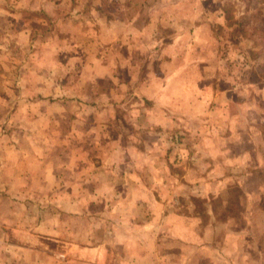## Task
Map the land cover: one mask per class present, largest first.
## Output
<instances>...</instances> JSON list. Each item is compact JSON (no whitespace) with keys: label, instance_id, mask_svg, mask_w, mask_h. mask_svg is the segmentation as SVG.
<instances>
[{"label":"rangeland","instance_id":"374dc122","mask_svg":"<svg viewBox=\"0 0 264 264\" xmlns=\"http://www.w3.org/2000/svg\"><path fill=\"white\" fill-rule=\"evenodd\" d=\"M0 11L31 28L18 62L0 59V264H264V0H0ZM119 20L141 35L129 43L127 24L105 23ZM48 78L49 123L17 106Z\"/></svg>","mask_w":264,"mask_h":264},{"label":"crops","instance_id":"0c3cea01","mask_svg":"<svg viewBox=\"0 0 264 264\" xmlns=\"http://www.w3.org/2000/svg\"><path fill=\"white\" fill-rule=\"evenodd\" d=\"M174 4H175V1L173 2V4L171 3V6L174 5ZM140 7H142L141 4L139 6V9H140ZM0 12H2V11H0ZM150 21L153 22L152 19ZM192 21H193V19H192ZM161 22H165V20L163 18H161L160 19V23ZM103 23L104 22H102V25H104ZM105 23H109V26L111 28L120 27L122 24H124V26H126V24H127V26L130 27L129 28L130 29L129 32L131 34V36L129 38L130 39L129 40V43H130V41H133V39L135 37H138V35H141V29L138 27V25H136V23L133 20H129V21H126V22H123V21H120L119 20V21H110V22H105ZM149 25L150 24L148 22L146 24V27H148ZM12 28H15L16 29L15 32L10 30ZM28 29H31L30 28V25H26L25 23L19 24L17 21L10 22V23H8L6 21L4 23H1L0 22V32H1V34H3L1 36V38H3V39L6 40L4 43H1L0 42V59L1 60H3V61H9L10 60V64H11V60H15V61L18 62V60H19V54H11L10 55V53H13L11 51L13 49V47L17 51H19L18 48L23 47V46L26 45V43H25V33H27V34L30 35V32L28 31ZM115 37H116V33L113 34L112 40H114ZM159 38H161V37H159ZM49 40L50 39H48L47 42H49ZM9 41H10V43H9ZM14 42H15L16 47L13 46L14 45L13 44ZM178 42L179 41H176V46H178ZM1 49H4L5 51H3ZM178 49L179 48H177V50H176V54L178 53ZM54 51H55V53H53V52L45 53V55L48 57V60H50V61H57L58 58H62V56H60V55H57L56 57L55 56H52L51 57V55L57 54V51L55 49H54ZM33 56H34V59L37 60L39 58L40 54L37 53V52H35V53H33ZM131 56H132V54H131ZM177 56H179V55H177ZM174 58H175V56H174ZM99 59L100 58H97L96 57V60L98 61V69L96 71L97 74H99V72H101V73L104 72L105 67H108V66H105V64L100 63ZM128 60H130V55L128 56ZM120 61H122V59H120ZM13 63L11 65H13ZM135 64L136 63L134 61H131L129 63V67L132 70H134L133 71L134 74L131 77L132 80L134 81L135 80V77H136V81H134V82H137V72H138V70L136 69ZM19 66H21V67H19ZM16 68H17V70H16ZM16 68H14L16 70V74L19 73L20 76H22V75L25 74V68H24L23 64L19 63V65ZM29 71L32 72V73H36L38 71V69H36V68H30ZM43 72H45V71H43ZM9 73H11V72H6L5 71V72H2L1 75H9ZM47 74L49 75V77L50 76H54V74H56V69L49 68L47 70V73H45L44 77ZM50 81H52L53 83L49 84L48 86H40V85H37L36 87H34V89H32V90L34 91L35 95H34V98H32L31 100L25 99L24 98V96H26L25 94H22V95L18 94V96L20 95L21 97L18 98L17 106L18 107H24V106H26L27 109H26V113L25 114H28L29 113V110L31 108V110H32L31 112H34L35 115L38 114V117H40V115H41L40 107H41L42 100H46L47 101V103L49 105V108L54 107L55 104L57 105V102H53L52 104L49 103V101L52 100V97L54 98V95L57 92V90L54 88V85H55V81L56 80L51 79ZM135 85H138V84H135ZM136 87H138V86H136ZM145 87L148 89L149 88V84L148 85L145 84ZM20 88L24 89L25 88V85L19 86V90H20ZM6 101H8V100H6ZM26 103H28V104H26ZM32 117L34 118L35 116H32ZM40 119H42V121H44V122H48V123L51 122V120H49V119L46 120V119H44V117H40ZM96 122H100L99 119H96ZM73 123H74V121H73ZM98 125H99V123L97 124V128L96 129L93 128V130L87 132V138H88V140L91 141V144H93V140L94 139H96V138L99 139V136L101 135L100 134V130H99L100 127H98ZM70 136L71 135H66V136L63 135V137H65L66 139L68 137H70ZM55 138L60 139L57 135H55ZM89 147L90 146H88V148ZM86 152H88V150H86ZM75 162L76 161H74V164H75ZM85 165L87 166V168H85ZM80 166H81L80 169L82 170V172H87L88 173L91 170L90 169L91 167H90L89 160H86V162L84 164H81ZM260 166H261V170L264 171V162H262V163L260 162ZM248 174L249 173H247V175ZM89 177H90V175L88 173V177L86 178V182L85 183L88 182ZM225 182H227V181H225ZM228 184L229 183H208V185H206V183H201V184H199V188H200V191H203L202 189L207 188L209 190L207 192H210L213 189V192L218 193L217 192L218 190H221L222 188L229 187ZM261 187H264V186H261ZM204 191H206V190H204ZM213 192H212V194H213ZM256 198H258V197H256ZM254 199H255V197H253L252 195H246V196H244L243 202L245 204V210H244L245 213H242V218H245V219H249L250 218V215H248V213H249L248 212V206H249V204L254 203L253 202ZM252 208L253 207H251L250 209H252ZM204 247H206L205 249H207V250L217 251L216 248H215L217 246H215V244L213 242L212 243H205L204 245L200 243L197 246V250L199 251L201 249V251H203L204 250ZM245 247H248V245H245ZM245 250H248V249H245Z\"/></svg>","mask_w":264,"mask_h":264}]
</instances>
